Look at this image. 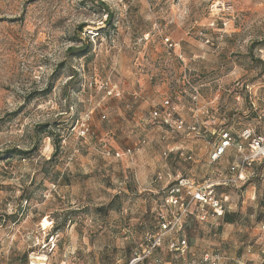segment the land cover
Segmentation results:
<instances>
[{
    "label": "rangeland",
    "instance_id": "obj_1",
    "mask_svg": "<svg viewBox=\"0 0 264 264\" xmlns=\"http://www.w3.org/2000/svg\"><path fill=\"white\" fill-rule=\"evenodd\" d=\"M263 49L264 0H0V264H264V160L236 184L234 145L212 161L220 129L264 130ZM167 99L204 135L154 119ZM179 176L236 221L194 206L148 254Z\"/></svg>",
    "mask_w": 264,
    "mask_h": 264
},
{
    "label": "built area",
    "instance_id": "obj_2",
    "mask_svg": "<svg viewBox=\"0 0 264 264\" xmlns=\"http://www.w3.org/2000/svg\"><path fill=\"white\" fill-rule=\"evenodd\" d=\"M260 57L264 62V49L260 50ZM240 83L237 82L236 85ZM199 90L194 88L193 100L198 105L199 101ZM175 107L171 104L169 99L165 100L163 104V110H155L152 117L161 123L170 132H185L193 136L204 135V126H202L198 120L192 123H187L184 118L175 116ZM197 112V108L195 114ZM264 118V110L262 111ZM89 119L84 121L80 127V135L86 136L93 134L92 129L88 123ZM221 141L217 150L212 155V161H216L219 157L229 148L234 145L239 154L238 164H232L230 168V177L226 179L224 184H236L238 182H244L246 180V170L251 168L256 162L264 160V130L260 132L256 128H245L243 129L240 137L243 142H236L233 139L232 134L224 129H220ZM108 154L111 151H107ZM132 149L128 148L123 152L116 151L114 155L117 157L123 155H130ZM181 156H184V152L181 151ZM190 158V157H189ZM214 184L210 180L202 185H197L194 181L187 177L179 176L173 183L168 185L164 190L163 199L165 204L169 207L167 211L159 212V223L161 232L153 237L151 245H149L148 254H151L157 249L162 242L163 236L166 232L177 231L180 232L184 226V217L192 214V207L198 206L200 208L210 207L213 210V215L217 218L222 217L227 210V203L229 197L227 195H221L220 197L213 195ZM171 247L175 248L181 253H185L188 248V243L185 238L180 242L171 243ZM142 257L138 254L134 256L130 264H138ZM218 257H210L206 254L204 260L208 264H220L217 261ZM156 264H164L157 262ZM178 264H185L180 262Z\"/></svg>",
    "mask_w": 264,
    "mask_h": 264
},
{
    "label": "trees",
    "instance_id": "obj_3",
    "mask_svg": "<svg viewBox=\"0 0 264 264\" xmlns=\"http://www.w3.org/2000/svg\"><path fill=\"white\" fill-rule=\"evenodd\" d=\"M114 18V13L113 12H108V14H107V19H106V21L107 22H110L112 19ZM86 25H80V31H83V29H84V27H85ZM86 48L85 49H80V50H78V49H75L76 47H71V49H70V51L71 52H76V53H74L75 54V56H81V55H85V54H87L88 52H89V50H90V47H88L89 46V43H87L86 44ZM77 48H79V47H77ZM77 50V51H76ZM239 142V141H238ZM60 149V142L58 143V144H56V152L54 153V155H56V153H57V151ZM21 152H23V151H15V153L14 152H8V153H10V154H12V155H9L8 157H6V158H10V157H12V156H14V154H21ZM2 156V154H0V161L2 160V159H4L3 157H1ZM115 204V202H114V200H112V201H110L109 203H108V205H106V206H102V207H100L99 208V210L100 211H105V212H107L108 210H111V209H113V208H115L114 205ZM236 216H237V213H231V212H225L224 213V215L222 216V217H220L221 219H222V222L223 223H229V224H231V223H234L235 221H236ZM184 226H185V224H184ZM184 226H183V229H184ZM183 229L180 231V232H182L183 231ZM155 236V235H154ZM139 253H137L136 252V255H138ZM136 255H134V256H136ZM208 264V263H207Z\"/></svg>",
    "mask_w": 264,
    "mask_h": 264
},
{
    "label": "bare ground",
    "instance_id": "obj_4",
    "mask_svg": "<svg viewBox=\"0 0 264 264\" xmlns=\"http://www.w3.org/2000/svg\"><path fill=\"white\" fill-rule=\"evenodd\" d=\"M47 224H49L48 222H47V220L45 221V225H47ZM44 225V224H43Z\"/></svg>",
    "mask_w": 264,
    "mask_h": 264
}]
</instances>
